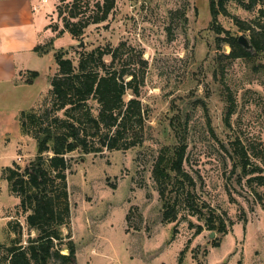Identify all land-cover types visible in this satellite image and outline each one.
I'll return each mask as SVG.
<instances>
[{
    "label": "rangeland",
    "instance_id": "obj_1",
    "mask_svg": "<svg viewBox=\"0 0 264 264\" xmlns=\"http://www.w3.org/2000/svg\"><path fill=\"white\" fill-rule=\"evenodd\" d=\"M105 1L81 0L83 9L90 8L85 21L93 20L94 5ZM209 3L115 0L108 18L89 23L80 37L65 30L58 11L61 0H49L41 12L42 30L49 32L44 44L54 40L43 67L49 77L58 70L53 53L60 49L77 65L83 52L122 47L139 74L140 64L145 66L139 98L148 120L142 144L66 155L72 217L63 233L72 235L78 264H264V54L228 58L232 48L218 41ZM226 8L228 13L218 19L231 35L251 39L252 30L242 31L235 18L256 27L264 24L260 6L247 10L229 0ZM68 14L66 8L64 16ZM105 59L111 61L109 55ZM44 84L39 78L34 89ZM132 96L130 92L127 99ZM17 101L16 95L0 96V119ZM7 131L14 133L0 128V134ZM174 146L185 147L184 167L196 178L201 199L221 216L227 233L211 230L206 216L188 212L164 222L153 167L160 152ZM238 151L247 154L249 170L240 164ZM37 155L33 137L18 141L0 136L1 255L12 238L26 244L37 234L4 174L14 163L24 171ZM48 157L44 154L45 164ZM215 240H220L219 247Z\"/></svg>",
    "mask_w": 264,
    "mask_h": 264
},
{
    "label": "trees",
    "instance_id": "obj_2",
    "mask_svg": "<svg viewBox=\"0 0 264 264\" xmlns=\"http://www.w3.org/2000/svg\"><path fill=\"white\" fill-rule=\"evenodd\" d=\"M227 1L210 0L209 3L211 27L218 35V41H224L232 48L226 56L236 59L264 54V24L258 22L259 27H256L235 18L242 31L252 30L249 41L253 48L247 49L239 42V37L231 35L219 23V14L228 13ZM235 1L247 10L260 6V12H263L264 0ZM65 2L61 0L58 6L59 17L65 22V30L74 37L82 36L89 23L106 20L115 5V0L98 2L94 5L97 16L85 21L90 12L88 6L83 9L81 0L63 6ZM66 8L69 14L64 16ZM50 26H54V30L58 28L57 25ZM63 32L61 30L59 36ZM224 33L228 37H222ZM53 41L37 45L34 50L39 55L48 54L54 50ZM121 51L122 47H107L83 52L77 65L66 57V51H54L58 70L50 79L51 87L45 94L44 104L19 114L21 133L37 142V160L24 171H20L17 163L4 169L11 192L20 197L24 212H29L26 217L29 228L37 234L29 237L26 244L12 238L11 245L0 254V264H78L72 235L63 233V228L70 226L72 217L66 155L75 150L102 153L105 149L128 150L139 146L148 120L139 98L145 81V66L140 64L142 72L139 74ZM107 55L111 57L110 62L105 59ZM38 76V71H29L26 82L32 83ZM130 92L133 96L127 99ZM46 153L49 157L45 164ZM238 154L243 169L249 170L247 154L243 151ZM184 158L185 147H166L154 163L153 177L164 222H174L181 212H188L206 216L211 230L227 233L221 216L198 195L197 180L185 169ZM214 245L219 247L220 240H215Z\"/></svg>",
    "mask_w": 264,
    "mask_h": 264
},
{
    "label": "crops",
    "instance_id": "obj_3",
    "mask_svg": "<svg viewBox=\"0 0 264 264\" xmlns=\"http://www.w3.org/2000/svg\"><path fill=\"white\" fill-rule=\"evenodd\" d=\"M47 3L43 4L41 0H0V96H18L13 108L2 111L7 116L1 115L0 128L14 132L0 134L6 140L14 136L20 141L25 137L21 133L20 112L36 107L51 87L52 75L48 76L49 69L43 70L45 57L49 54L39 55L34 50L49 38L48 30L45 27L42 30L44 22L40 18ZM29 71L39 72L32 83L26 82ZM39 78L44 79L45 84L34 89Z\"/></svg>",
    "mask_w": 264,
    "mask_h": 264
},
{
    "label": "water",
    "instance_id": "obj_4",
    "mask_svg": "<svg viewBox=\"0 0 264 264\" xmlns=\"http://www.w3.org/2000/svg\"><path fill=\"white\" fill-rule=\"evenodd\" d=\"M239 42L247 49H252L253 48V46H252L251 42L249 41V39L246 36H244V35H240L239 36ZM83 45H84V43L82 42V43L79 44V47H82ZM36 168H38V166H36ZM210 237H214V232H212L210 234Z\"/></svg>",
    "mask_w": 264,
    "mask_h": 264
},
{
    "label": "built area",
    "instance_id": "obj_5",
    "mask_svg": "<svg viewBox=\"0 0 264 264\" xmlns=\"http://www.w3.org/2000/svg\"><path fill=\"white\" fill-rule=\"evenodd\" d=\"M43 4L47 3L48 0H41Z\"/></svg>",
    "mask_w": 264,
    "mask_h": 264
}]
</instances>
